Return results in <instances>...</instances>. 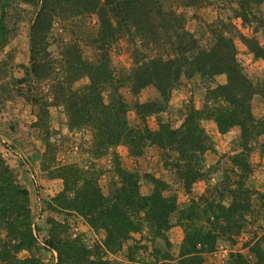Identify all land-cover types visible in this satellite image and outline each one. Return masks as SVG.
I'll return each mask as SVG.
<instances>
[{
	"label": "trees",
	"instance_id": "obj_1",
	"mask_svg": "<svg viewBox=\"0 0 264 264\" xmlns=\"http://www.w3.org/2000/svg\"><path fill=\"white\" fill-rule=\"evenodd\" d=\"M202 1L186 0V5L198 6ZM219 1L230 4L231 15L203 22L204 31L195 34L186 27L185 14L170 0H0V50L8 44L17 23L25 20L30 6L29 60L22 65L23 75L13 81L29 88L44 83L47 88L39 92L36 87V92L28 91L26 96L47 109L62 107L68 128H89L90 153L97 157L119 144L126 145L136 156L147 145L172 149L177 154L175 170L189 189L204 175L205 152L214 151L204 120H212L221 134L233 126L240 128L237 137L240 150L232 155L231 161L242 171H250V142L260 136L263 138L260 153L264 157V77L254 81L245 72L237 60L235 40L239 39L255 59H264V43L253 34L241 32L233 22L234 18L239 19L242 27L252 28V33L264 31V0ZM55 25L65 35H60L57 58L49 51V34ZM123 39L133 48L135 60L131 68L115 73L110 54ZM83 46L91 48L90 55L83 53ZM220 74H225V82L207 91L204 108L185 106L177 127L160 120L157 130L149 128L144 115L156 114L164 108L153 101L135 103L140 122L135 126L129 124L128 105L119 87L127 85L137 93L152 85L166 99L182 76L209 79ZM84 77L87 82L75 88L74 83ZM255 94L263 99V117L259 120L252 112ZM47 117L38 112L35 123L47 129ZM45 143L44 168L49 169L50 178H60L63 183V188L47 203L48 207L64 217L82 218L105 236L102 242L87 248L78 234L68 233L66 218L63 221L50 218L46 237H40V228L32 219L29 191L17 181L0 149V264H40L33 253L40 241L42 248L56 252L54 264H119L107 254L120 251L131 233H139L143 238V228L151 236L167 241L166 232L172 225L170 217L178 212V206L174 196L163 194V180L149 177L154 188L149 194H142L140 176L117 168L118 181L104 194L92 167L76 163L50 165L51 158L47 155L55 146L49 141ZM234 208L237 202L224 212L226 219ZM179 213L186 234L176 262L163 255L150 264H203V253L216 247L220 232L217 234L215 229L217 226L219 231L226 229L217 214H213V221L212 215L205 219L207 229L193 228L192 205ZM187 220L189 225L185 224ZM22 251L28 255L19 257ZM256 255L264 260L260 250ZM232 257V264H248L239 252Z\"/></svg>",
	"mask_w": 264,
	"mask_h": 264
},
{
	"label": "rangeland",
	"instance_id": "obj_2",
	"mask_svg": "<svg viewBox=\"0 0 264 264\" xmlns=\"http://www.w3.org/2000/svg\"><path fill=\"white\" fill-rule=\"evenodd\" d=\"M170 3L185 14L186 27L195 34L202 32L203 22L210 23L219 17L231 15V6L225 1L204 0L198 6H187L186 0H170ZM28 9L25 20L17 23L16 31L8 44L0 50V149L4 158L12 156L16 161V171L14 170L16 173L11 170L17 181L23 186L30 185L28 186L32 192H29L32 219L40 228V237H46L49 228L47 221L50 218L59 221L66 218L68 233L72 236L78 234L87 248L102 242L105 236L102 230H93L82 218L75 215L64 217L48 207L47 203L63 188L62 180L50 178L49 169L44 168L46 163L42 155L46 150L45 142L49 141L55 146L47 155V158H51L50 165L76 163L84 168L92 167L98 174V183L104 194L109 192L113 182L118 181L117 168H124L140 176L139 188L142 194H149L153 190L154 186L149 179L152 176L164 181V195L176 198L178 212H174L170 217L172 225L166 232L167 241L151 236L149 230L143 228V238L139 233H131L120 251L114 255L107 254L109 259H116L119 264L132 262L150 264L156 257L166 255L175 263L186 234L184 224H180V218L178 219L179 210L192 205L193 228L204 226L202 228L207 229L205 219L208 215H212L210 219L213 221V214L218 215L222 225L226 224L223 232L219 231V226L215 229L217 234L220 232L216 247L210 252L203 253V264H232V255L237 252L244 255L248 264H264L262 257L256 255L258 250L264 255V157L259 147V143L263 140L262 136L250 142L248 157L250 171L246 173L231 161L232 155L240 150L237 147V142L240 141L238 136L233 138L230 136L229 139L219 137L218 132H215V123L212 120H204L203 126L211 137L214 151L205 152L207 155L202 169L204 175L192 183L189 189L184 187L183 180L175 170L177 154L170 148L160 149L155 145H147L143 153L136 156L131 154L126 145L119 144L111 146L104 156L92 155L89 128H68L67 117L62 107L51 106L47 109L26 96L29 94L28 91L36 92L38 87L39 92L45 91L47 85L35 84L30 89L13 81L23 75L22 65H27L29 60L28 19L32 8L29 6ZM233 22L241 32L249 36L253 34L264 43V31L260 29L252 33V28L242 27L239 19L234 18ZM61 34L65 36L58 25H55L49 34V51L54 58L59 57L58 42ZM235 43L237 60L245 72L254 81L261 80L264 77V59H255L239 39H236ZM82 50L86 55L91 53V48L88 46H83ZM110 56L115 73L131 68L135 60L133 48L124 39L113 48ZM225 79V74L209 79L199 76L186 79L182 76L166 99H163L152 85L143 87L137 93H133L127 85L119 87V91L127 102V119L131 126L140 122L135 103L153 101L163 105L164 108L160 112L144 115L149 128L157 130L160 120L177 127L183 118V108L189 104H193L197 109H203L207 101V91L219 83H224ZM86 82L87 78L84 77L76 81L73 86L76 88ZM19 90L21 92H18ZM41 111L48 116L47 129L35 123L38 121V112ZM252 112L255 119L259 120L263 117V99L259 94H255L252 98ZM24 136L27 137L24 141L14 140L22 139ZM21 157L28 159L36 170L34 183L29 176L19 178L18 166L24 168L20 163ZM34 187L37 192L33 190ZM236 202L237 208H234L226 219L224 212H227L231 203L236 204ZM210 203L213 206L209 207ZM38 214L40 217L37 219ZM183 222H186V219H183ZM185 224L189 225L190 221L187 220ZM42 247L36 245L34 256L40 264H54L55 257L52 252ZM27 255L26 251L19 253V257Z\"/></svg>",
	"mask_w": 264,
	"mask_h": 264
},
{
	"label": "crops",
	"instance_id": "obj_3",
	"mask_svg": "<svg viewBox=\"0 0 264 264\" xmlns=\"http://www.w3.org/2000/svg\"><path fill=\"white\" fill-rule=\"evenodd\" d=\"M215 128V132L217 131L218 132V130L216 129V127H214ZM216 132V133H217ZM232 133V134H231ZM218 134V136L219 137H222V138H224V139H229V137L230 138H233V137H237V136H239L240 135V128L238 127V126H233V127H231L226 133H224V134H221V133H217ZM233 135V136H232ZM27 139V137H22V139L21 138H19V139H14L15 141L16 140H18V141H24V140H26ZM210 152V151H209ZM35 154L37 155V153L35 152ZM205 155H207V154H205ZM6 158V161H7V163L9 164V167L14 171H16V161L14 160V158L12 157V156H8V157H5ZM211 158V157H210ZM210 162H212V161H210ZM14 171V172H15ZM18 171L20 172L19 173V178H21V176H28V174L26 173V171L24 170V168H22L21 166L19 167L18 166ZM35 172H36V170H35ZM16 173V172H15ZM25 178V177H24ZM21 181V180H20ZM22 182V181H21ZM29 185V184H28ZM28 185H26L25 187L29 190V192L30 193H32L31 192V189H30V185L28 186ZM34 191H36V188L34 187V189H33ZM58 190H60V188L58 189ZM57 190V191H58ZM46 192H48V190H45ZM37 192V191H36ZM127 260V259H126ZM130 264H133V262L132 263H130ZM139 264V263H138Z\"/></svg>",
	"mask_w": 264,
	"mask_h": 264
},
{
	"label": "built area",
	"instance_id": "obj_4",
	"mask_svg": "<svg viewBox=\"0 0 264 264\" xmlns=\"http://www.w3.org/2000/svg\"><path fill=\"white\" fill-rule=\"evenodd\" d=\"M20 162L23 164V167H24V170L26 171V173L28 174V176H29V179L31 180V182L32 183H34L35 181H36V172H35V169H34V167H32V164L29 162V160L28 159H23L22 157L20 158ZM40 209H41V207H40ZM40 217V215L38 214L37 216H36V218L38 219ZM36 221H34V223H35ZM39 245H43V242L42 241H40L39 242ZM51 252H52V254L54 255V257H55V260H56V252L53 250V249H51L50 250Z\"/></svg>",
	"mask_w": 264,
	"mask_h": 264
}]
</instances>
